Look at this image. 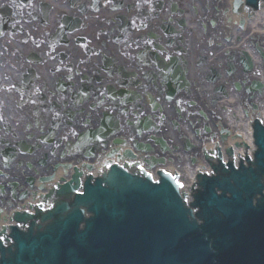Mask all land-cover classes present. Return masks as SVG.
Wrapping results in <instances>:
<instances>
[{
    "label": "flooded vegetation",
    "instance_id": "1",
    "mask_svg": "<svg viewBox=\"0 0 264 264\" xmlns=\"http://www.w3.org/2000/svg\"><path fill=\"white\" fill-rule=\"evenodd\" d=\"M85 0H0V186L4 187V196L0 197V204L10 201V190L5 181L17 182L20 186V174L27 172L28 159L35 157L31 152L33 143L29 141V134L34 133L35 128L47 121L46 111L40 112L35 97L40 95V103H48L50 89L54 79V72L58 69L56 58L60 54L62 42L60 34L64 29V17H78L79 11H84L81 26L67 35L66 49H73L76 41L88 32L89 42H92V50L89 58L93 59L96 54L95 47H102L98 64L94 74L99 77L100 60L113 64L123 65L125 69H133L138 74V82L145 70L146 62L152 63L154 49L148 45L151 39L141 38V34L148 32L155 39V43H170V40H182V34L171 35L166 32L179 29L192 15L194 11L193 0H173L175 8L172 12L170 0H118L112 22L103 20L110 15V9L114 0H101L100 5L106 3L102 22L96 36L91 35L89 23L96 26V18H88L89 8H84ZM198 6L206 12V0H197ZM174 8V7H173ZM76 17V18H77ZM88 18V20H86ZM101 21V20H100ZM108 34L101 38L97 33L108 26ZM90 30V32H89ZM92 36V38H91ZM74 38V39H73ZM104 42V46H103ZM101 44V45H100ZM173 51L180 56V47L174 40ZM172 55V52L170 53ZM26 72L28 77L26 78ZM241 73V70H240ZM26 78V79H25ZM25 81V82H24ZM24 83L26 90L25 98L22 96L20 87ZM126 85V84H125ZM145 87L138 84V103L133 110L138 111V118H142L148 112V106L143 99ZM148 95H151L148 91ZM153 97V95H151ZM110 111H114L113 107ZM137 118V119H138ZM23 143L21 156L15 154L14 144L16 139ZM9 144V150L1 153V146ZM4 157V159H3Z\"/></svg>",
    "mask_w": 264,
    "mask_h": 264
},
{
    "label": "water",
    "instance_id": "2",
    "mask_svg": "<svg viewBox=\"0 0 264 264\" xmlns=\"http://www.w3.org/2000/svg\"><path fill=\"white\" fill-rule=\"evenodd\" d=\"M260 149L264 151V146L261 145ZM262 157L264 160V155ZM260 166L264 171V162L261 161ZM251 174L253 176V180H255L254 174L252 172ZM67 186L69 185L66 184V188ZM259 187L260 185H258V188ZM66 188H64V193ZM72 189L73 187L70 186V188H68V192H71ZM156 190L158 191L159 189L157 188ZM157 191L155 193H149L148 197L152 203L154 200L156 204L160 205L162 201L159 199L160 193H158ZM244 192L252 194V190L248 188H245ZM58 195H61V192H59ZM150 201L148 200L144 202V204H149ZM216 201L219 204V206H216L217 209L223 214L226 220L223 222L211 217L210 221L207 223V230L219 231V233H223V238H226L228 234H235L238 229V233L244 232L245 227L241 225L243 217L253 211L250 200L244 201L242 198V194L240 192H235L231 200L222 198L221 200L216 199ZM146 208H148L147 205ZM158 208L160 209L159 206ZM59 210H61V207L58 206V210H56L55 213L49 216L55 217L54 214H56V212ZM167 215V217L172 222H174L175 228H181L184 222L179 214H175L174 216H171L169 214ZM14 219L18 220L19 215H16ZM121 221L122 219L118 220V222ZM263 221L264 210L260 215L257 216L256 222H253L252 219V222L248 225V230L245 231L247 234H245V239L241 243L243 258L242 261H239L236 264H264V239H260V230ZM64 226H67L70 230H74L77 224H73V222L71 224L65 223ZM185 227L186 225L183 228ZM190 231L191 229L186 227V232ZM62 236V230L58 232L57 238H53L50 235H38L36 236V239L28 242V247L26 242L22 240V248H20V252L23 254L16 258V264H108V261L104 258L101 260H98L97 258H91L90 256H85L81 259L78 258L76 255H74L75 252L73 250H70L69 248L66 249V246L68 244L65 243V241L67 240V235L64 237V239H62ZM250 238L252 239V242ZM256 239H259V243L255 242ZM256 246H258L259 248L256 249ZM27 248L28 252L26 254ZM196 250L199 251V249ZM38 254L40 255V257H38ZM232 260L233 258L229 259V257L227 256L222 258V261L224 263H226L227 261L229 263Z\"/></svg>",
    "mask_w": 264,
    "mask_h": 264
},
{
    "label": "bare ground",
    "instance_id": "3",
    "mask_svg": "<svg viewBox=\"0 0 264 264\" xmlns=\"http://www.w3.org/2000/svg\"><path fill=\"white\" fill-rule=\"evenodd\" d=\"M255 23H256V21H255L253 24H255ZM259 105H261V106H262V104H260V103H259ZM169 168H171V166H169ZM190 177L192 178V176H190ZM191 178H190V179H191Z\"/></svg>",
    "mask_w": 264,
    "mask_h": 264
}]
</instances>
